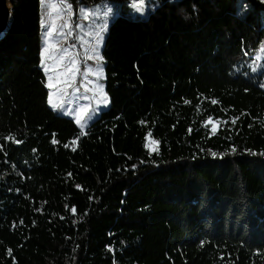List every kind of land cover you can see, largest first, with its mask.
<instances>
[{
  "label": "trees",
  "instance_id": "1",
  "mask_svg": "<svg viewBox=\"0 0 264 264\" xmlns=\"http://www.w3.org/2000/svg\"><path fill=\"white\" fill-rule=\"evenodd\" d=\"M71 1L122 3L109 107L82 131L49 106L41 0H11L0 264H264V1Z\"/></svg>",
  "mask_w": 264,
  "mask_h": 264
},
{
  "label": "rangeland",
  "instance_id": "2",
  "mask_svg": "<svg viewBox=\"0 0 264 264\" xmlns=\"http://www.w3.org/2000/svg\"><path fill=\"white\" fill-rule=\"evenodd\" d=\"M52 3L57 4L60 12L59 18L55 20L56 28L53 30V35L48 37L47 32L51 30L53 18L56 16V13H53L50 8ZM69 4L72 6L71 10L67 8ZM121 5L122 3L106 1L97 5L77 3V8H75V4L71 0H45L42 5L43 50L49 43L55 45L54 54H59L61 49H67L68 55L65 57L64 64H67L68 60L74 57L78 69L72 78L71 74L68 76L61 74L65 71L63 64L54 73L45 72V67L41 64L47 79L48 89L52 93L50 102L48 99L49 106L59 114L73 119L82 131H85L100 116L101 112L109 107V98L104 83V59L98 62L92 48L95 46L96 33L101 26H106L103 32V40L97 48V51L103 56L102 51L108 26ZM130 6L135 12H142L144 8H147L145 1L131 2ZM43 59L45 66L52 63L47 59V54ZM255 59H257L258 64H252V72L254 73L257 68L264 65V46ZM98 63L102 65V72L96 71ZM49 75L54 77L51 81L53 87H49ZM66 80L68 83H64ZM95 93H99L100 96H95ZM97 99H99V103L96 102ZM208 125L213 131L219 127V123L213 120L208 121ZM147 145L151 150L157 148V142L151 137L148 138Z\"/></svg>",
  "mask_w": 264,
  "mask_h": 264
},
{
  "label": "snow or ice",
  "instance_id": "3",
  "mask_svg": "<svg viewBox=\"0 0 264 264\" xmlns=\"http://www.w3.org/2000/svg\"><path fill=\"white\" fill-rule=\"evenodd\" d=\"M45 3V0H41V4L43 5ZM71 5H67V8L69 10H71ZM50 8L52 10L53 13H56V16H54L53 18V23L51 25V30H49L47 32L48 37H52L53 35V30H55L56 28V24H55V20L57 18H59V12L60 10L57 7L56 3H52L50 5ZM41 23H44V20L42 19ZM63 27V26H61ZM106 26H101L100 30L96 33V41H95V46L92 48V52L94 53L95 58L99 61H103V56L100 55V53L97 51V48L99 47L100 43L103 40V32L105 30ZM55 52V45L49 43L47 47H45V49L41 52V64L43 67H45V72H55L57 68L61 67V65L63 64L65 71L62 72L61 74L64 76H68L69 74H71L72 78H74L75 72L78 70L76 68V61L75 58L72 57L68 60L67 64H64V60L65 57L68 55L67 53V49H61L59 54H54ZM45 54H47V59L49 61H51L52 63L45 66L44 64V56ZM92 58V57H90ZM97 72H102L103 68L101 64H97V68H96ZM53 75H49L48 79H49V87H53V85L51 84V81L53 80ZM64 83H68V81H64ZM58 106V105H57ZM158 143V142H157ZM233 151H235V148L232 149ZM213 157L217 156V153L213 152L211 153ZM261 155H264V153H261ZM223 154H221V158H222ZM73 211H75V209H73Z\"/></svg>",
  "mask_w": 264,
  "mask_h": 264
},
{
  "label": "water",
  "instance_id": "4",
  "mask_svg": "<svg viewBox=\"0 0 264 264\" xmlns=\"http://www.w3.org/2000/svg\"><path fill=\"white\" fill-rule=\"evenodd\" d=\"M13 20L11 0H0V39L9 30Z\"/></svg>",
  "mask_w": 264,
  "mask_h": 264
}]
</instances>
